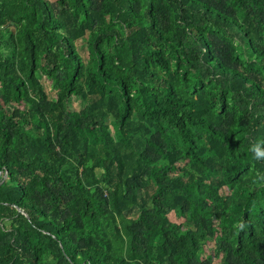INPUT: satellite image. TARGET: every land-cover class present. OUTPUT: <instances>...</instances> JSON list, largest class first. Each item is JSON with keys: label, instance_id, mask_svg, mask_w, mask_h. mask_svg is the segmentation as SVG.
I'll return each instance as SVG.
<instances>
[{"label": "trees", "instance_id": "16d2710c", "mask_svg": "<svg viewBox=\"0 0 264 264\" xmlns=\"http://www.w3.org/2000/svg\"><path fill=\"white\" fill-rule=\"evenodd\" d=\"M0 182V264H264V0H0Z\"/></svg>", "mask_w": 264, "mask_h": 264}, {"label": "rangeland", "instance_id": "374dc122", "mask_svg": "<svg viewBox=\"0 0 264 264\" xmlns=\"http://www.w3.org/2000/svg\"><path fill=\"white\" fill-rule=\"evenodd\" d=\"M77 47H78L82 57L87 58V51L79 41L77 42ZM41 82H42L46 92L48 93L49 97L52 98L55 95V92L51 89L48 80H46L44 77H41ZM72 106L78 110L81 108L79 101L76 99L73 101ZM169 216L172 220H174L176 222L180 221V218H177L174 214H170Z\"/></svg>", "mask_w": 264, "mask_h": 264}, {"label": "water", "instance_id": "95a60500", "mask_svg": "<svg viewBox=\"0 0 264 264\" xmlns=\"http://www.w3.org/2000/svg\"><path fill=\"white\" fill-rule=\"evenodd\" d=\"M5 177V176H4ZM2 182H0V184H1Z\"/></svg>", "mask_w": 264, "mask_h": 264}]
</instances>
